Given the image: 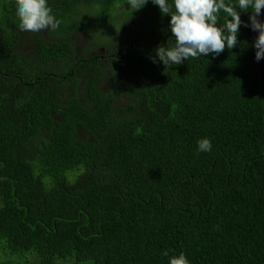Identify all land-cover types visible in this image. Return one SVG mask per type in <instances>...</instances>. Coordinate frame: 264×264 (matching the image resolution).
<instances>
[{
    "label": "trees",
    "instance_id": "trees-1",
    "mask_svg": "<svg viewBox=\"0 0 264 264\" xmlns=\"http://www.w3.org/2000/svg\"><path fill=\"white\" fill-rule=\"evenodd\" d=\"M48 2L61 24L34 33L0 0V264H264L252 10L233 49L164 66L151 0Z\"/></svg>",
    "mask_w": 264,
    "mask_h": 264
},
{
    "label": "clouds",
    "instance_id": "clouds-1",
    "mask_svg": "<svg viewBox=\"0 0 264 264\" xmlns=\"http://www.w3.org/2000/svg\"><path fill=\"white\" fill-rule=\"evenodd\" d=\"M149 0H127L132 13L145 7ZM158 6L162 15L170 16V38L166 44L155 49L150 57L153 63L164 66L180 65L189 58L218 56L225 48L233 49L239 44L238 35L242 25L241 12L252 10L244 27L259 33L253 47L255 59H264V0H151ZM15 11L19 18L21 31L39 33L48 29H56L61 20L53 13L48 0H15ZM224 22H220V14ZM212 142L203 137L197 141L199 152H211ZM168 264H191L187 254L180 252L169 255Z\"/></svg>",
    "mask_w": 264,
    "mask_h": 264
},
{
    "label": "rangeland",
    "instance_id": "rangeland-1",
    "mask_svg": "<svg viewBox=\"0 0 264 264\" xmlns=\"http://www.w3.org/2000/svg\"><path fill=\"white\" fill-rule=\"evenodd\" d=\"M125 8H128V7H125ZM121 9H122V8H120V10H121ZM119 19H120V20H117V21H116V24H118V25H120L123 21L130 20L131 18H129V17L126 16V15H122V17H119ZM82 37H83V41L89 39V37H88L87 35H83ZM29 48H30V47H28V46L21 47L18 51L24 53L25 55H27V53L30 51ZM76 79H77V77H75V76L70 77V81H71V82H72V81H75ZM108 82H109V81H108ZM108 82H107V83H108ZM81 83H84V80H82ZM105 94H106V87H105V84H103V85H101V87H100V95L105 96ZM122 98H123V99H122ZM127 100H128V98H127L125 95H122V96L120 97L119 103H120V101L122 102V101H127ZM101 101H102L104 104H109V101H104V100H101Z\"/></svg>",
    "mask_w": 264,
    "mask_h": 264
},
{
    "label": "water",
    "instance_id": "water-1",
    "mask_svg": "<svg viewBox=\"0 0 264 264\" xmlns=\"http://www.w3.org/2000/svg\"><path fill=\"white\" fill-rule=\"evenodd\" d=\"M262 13H264V8H262ZM252 14V13H251ZM260 19L264 20V15H262L260 17ZM253 38H254V41L255 39L257 38V36L259 35L258 32L256 31H253ZM256 51V49H255ZM258 62V67H259V70H260V73H261V78H262V96H263V113H264V59L260 60V61H257Z\"/></svg>",
    "mask_w": 264,
    "mask_h": 264
}]
</instances>
